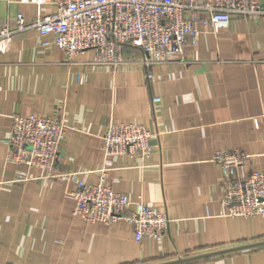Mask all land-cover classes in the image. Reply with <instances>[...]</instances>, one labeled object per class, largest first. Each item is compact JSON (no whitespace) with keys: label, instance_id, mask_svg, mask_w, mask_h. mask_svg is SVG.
Masks as SVG:
<instances>
[{"label":"crops","instance_id":"obj_1","mask_svg":"<svg viewBox=\"0 0 264 264\" xmlns=\"http://www.w3.org/2000/svg\"><path fill=\"white\" fill-rule=\"evenodd\" d=\"M0 0V30L22 14L56 11ZM261 13L235 18L218 33L200 25L196 46L146 66L143 53L127 47L124 62H100L94 50L68 58L35 28L14 35L0 52V264H160L178 258L264 242V218L223 213L217 150L250 156L245 178L264 170V0ZM16 114L63 118L68 126L58 177L42 168L8 162ZM110 124H140L153 134L142 163L115 156L107 184L166 212L161 241L135 240L121 221L87 223L74 216L78 173L98 183L104 166L102 136ZM134 209L132 205L131 210ZM182 264H264V245Z\"/></svg>","mask_w":264,"mask_h":264},{"label":"built area","instance_id":"obj_2","mask_svg":"<svg viewBox=\"0 0 264 264\" xmlns=\"http://www.w3.org/2000/svg\"><path fill=\"white\" fill-rule=\"evenodd\" d=\"M40 8L46 0H21ZM262 0H56V11L37 13L31 23L22 14L16 25L0 30V52L9 50L18 32L35 28L48 36L43 45L58 46L73 59L94 50L97 60L119 64L129 46L141 50L143 62L151 66L182 55L190 41L196 46L201 30L218 33L238 17L258 14ZM6 160L29 168H42L58 177L57 164L68 129L63 118L36 114H16L12 118ZM153 134L140 124H110L102 136L104 166L98 183L84 182L76 172L64 174L75 187L70 195L75 202L74 216L87 223L127 222L134 228L135 240L161 241L170 219L155 206L132 204L126 194L107 184L110 163L115 156H129L142 163L153 150ZM250 156L241 150H217L213 161L223 173V213L231 217L264 218V170L238 176ZM132 205L134 209L131 210Z\"/></svg>","mask_w":264,"mask_h":264},{"label":"water","instance_id":"obj_3","mask_svg":"<svg viewBox=\"0 0 264 264\" xmlns=\"http://www.w3.org/2000/svg\"><path fill=\"white\" fill-rule=\"evenodd\" d=\"M263 245H264V242H261L258 244H253V245H249V246H245V247H236V248H231V249H227V250H221V251L211 252V253H207V254H202L199 256H193V257H188V258H178L174 261L160 263V264H182V263H187V262H193V261H198V260H202V259H208V258L216 257L219 255L237 252V251L252 248V247H259V246H263Z\"/></svg>","mask_w":264,"mask_h":264}]
</instances>
